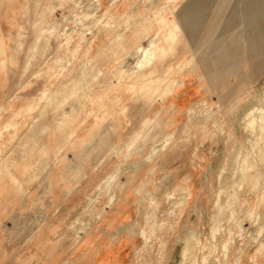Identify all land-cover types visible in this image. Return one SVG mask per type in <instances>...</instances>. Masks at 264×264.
<instances>
[{
    "label": "rangeland",
    "instance_id": "374dc122",
    "mask_svg": "<svg viewBox=\"0 0 264 264\" xmlns=\"http://www.w3.org/2000/svg\"><path fill=\"white\" fill-rule=\"evenodd\" d=\"M245 2L0 0V264H264Z\"/></svg>",
    "mask_w": 264,
    "mask_h": 264
},
{
    "label": "bare ground",
    "instance_id": "6f19581e",
    "mask_svg": "<svg viewBox=\"0 0 264 264\" xmlns=\"http://www.w3.org/2000/svg\"><path fill=\"white\" fill-rule=\"evenodd\" d=\"M184 17H186V16H184ZM234 35H236V34L234 33L233 36H234ZM233 38H234V37H233ZM253 110H254V109H253ZM261 110H264V104H263V107H261L260 111H261ZM252 112H253V111H252ZM250 113H251V111H250ZM247 114H248V113H247ZM247 116H249V115H247ZM260 117H263V118H264V116L261 115V114H260ZM243 119H244V118H243ZM256 119H257V118H256ZM260 119H262V118H260ZM249 121H250V123H251V121H252V120H251V117H250V120H249ZM249 121H248V122H249ZM253 121H254V120H253ZM260 121H263V120H259V122H258V121H257V122L260 124ZM253 123H255V122H253ZM255 124H256V123H255ZM252 125H253V124H252ZM263 125H264V124H263ZM253 127H254V126H253ZM259 129H261L260 126H259ZM261 133H264V131H262ZM261 136H262V135H261ZM253 137H254V136H253ZM263 139H264V138H263ZM257 142H258V141H257ZM257 142H256V143H257ZM155 148H156V147H155ZM152 150H153V149H152ZM260 152H261V154H264V145L261 146V148H260ZM256 155H257V154H256ZM130 164H131V163H130ZM132 165H133V164H131V166H132ZM224 167H225V166H224ZM248 169H249V168H248ZM221 170H222V169H221ZM222 171H223V170H222ZM220 174H221V173H220ZM220 174H219L218 176H220ZM252 174H253V173H252ZM260 175H261V174H260ZM253 177H255V176L253 175ZM255 179H256V178H255ZM255 179H254V180H255ZM251 180H252V179H251ZM256 181H257V180H256ZM253 183H254V182H253ZM251 184H252V182H251ZM252 185H253V184H252ZM105 190H106V189H105ZM112 197H113V194H110V195H109V200H108L109 203H111V201H112ZM219 206H220V205H219ZM219 208H220V207H219ZM171 211H172V210H171ZM187 232H188V231H187ZM213 232H214V231H213ZM259 232H260V231H259ZM191 233H192V232H191ZM256 233H258V232H256ZM213 235H214V234H213ZM188 236H189V234H188ZM190 236H191V235H190ZM185 237H186V236H185ZM192 237H193V234H192ZM194 237H195V236H194ZM183 239H184V238H183ZM189 240H190V239H189ZM191 240H192V239H191ZM191 240H190V241H191ZM182 241H183V240H182ZM187 241H188V240H187ZM193 241H194V243H196L194 239H193ZM193 241H192V242H193ZM212 241H213V240H212ZM187 243H188V242H187ZM224 245H225V244H224ZM190 246H191V245H190ZM187 247H189V246H186V249H187ZM192 247H193V246H192ZM194 247H195V246H194ZM190 248H191V247H190ZM182 249L185 250L183 247H182ZM192 249H193V248H192ZM192 249H191V250H192ZM193 250H194V249H193ZM193 250H192V251H193ZM181 252H182V251H181ZM184 253H185V252H184ZM186 253H187V252H186ZM190 253L192 254L191 251H190ZM190 253H187V254H184V255H189ZM181 254L183 255V253H181ZM203 254H205V253H203ZM182 255H181V256H182ZM189 256H190V255H189ZM202 256H203V255H202ZM192 257H193V255H192ZM183 258H184V256H183ZM187 260H188V258H187ZM187 260H186V261H187ZM184 261H185V260H184ZM181 263H182V262H181ZM106 264H108V263H106Z\"/></svg>",
    "mask_w": 264,
    "mask_h": 264
},
{
    "label": "crops",
    "instance_id": "0c3cea01",
    "mask_svg": "<svg viewBox=\"0 0 264 264\" xmlns=\"http://www.w3.org/2000/svg\"><path fill=\"white\" fill-rule=\"evenodd\" d=\"M249 1L250 0H246V2H245V5H244V9H247L248 8V6H249ZM256 38H258V36H255L254 38H253V45H255L254 43H257V39ZM233 40V43L235 44V40L234 39H232ZM220 49H221V47L223 46V43H220ZM237 45V44H236Z\"/></svg>",
    "mask_w": 264,
    "mask_h": 264
}]
</instances>
